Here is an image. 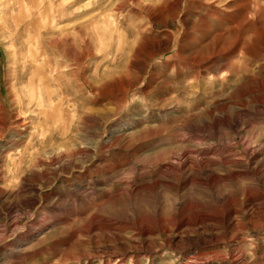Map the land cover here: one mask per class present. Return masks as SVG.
Wrapping results in <instances>:
<instances>
[{"label":"rangeland","instance_id":"rangeland-1","mask_svg":"<svg viewBox=\"0 0 264 264\" xmlns=\"http://www.w3.org/2000/svg\"><path fill=\"white\" fill-rule=\"evenodd\" d=\"M0 264H264V0H0Z\"/></svg>","mask_w":264,"mask_h":264},{"label":"bare ground","instance_id":"bare-ground-1","mask_svg":"<svg viewBox=\"0 0 264 264\" xmlns=\"http://www.w3.org/2000/svg\"><path fill=\"white\" fill-rule=\"evenodd\" d=\"M3 109V108H2Z\"/></svg>","mask_w":264,"mask_h":264}]
</instances>
